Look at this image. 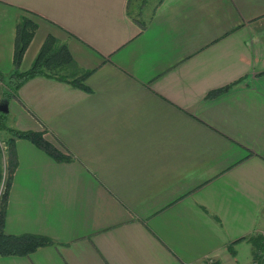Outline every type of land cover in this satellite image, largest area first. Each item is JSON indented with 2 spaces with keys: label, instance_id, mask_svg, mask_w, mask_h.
<instances>
[{
  "label": "crops",
  "instance_id": "obj_1",
  "mask_svg": "<svg viewBox=\"0 0 264 264\" xmlns=\"http://www.w3.org/2000/svg\"><path fill=\"white\" fill-rule=\"evenodd\" d=\"M132 1L0 0L4 78L24 17L20 70L53 35L90 71L8 101L69 160L15 140L4 230L53 243L0 264H264V0Z\"/></svg>",
  "mask_w": 264,
  "mask_h": 264
},
{
  "label": "trees",
  "instance_id": "obj_2",
  "mask_svg": "<svg viewBox=\"0 0 264 264\" xmlns=\"http://www.w3.org/2000/svg\"><path fill=\"white\" fill-rule=\"evenodd\" d=\"M36 27L37 26L34 21L30 18L24 17L16 28L13 56L14 70L7 77V81L5 83L9 92L2 90L0 93V101H9L26 79L35 76H45L65 81L73 86L87 90L83 81L90 74V71L80 70L76 66L67 45L53 35H48L44 39L30 67L24 71L20 70L23 55L35 33ZM0 81L3 83L5 81V78L1 74ZM227 88L228 86L218 89L211 92L209 95L214 96ZM5 118L6 114L0 112V131L4 129L8 133V137L4 140L6 154L5 173L0 164V256H27L39 247L51 245L53 241L44 235L30 233L8 234L4 230L7 196L11 176L16 166L14 150L15 140H29L57 161H66L69 160V158L58 151L50 142L45 140L42 132L20 130L9 127L5 124ZM248 239L254 247L255 259H259L263 255L264 251L262 238L256 235ZM238 241H240V239L232 242L229 246V250L232 254L235 252L232 245ZM213 264L218 263L214 262Z\"/></svg>",
  "mask_w": 264,
  "mask_h": 264
},
{
  "label": "rangeland",
  "instance_id": "obj_3",
  "mask_svg": "<svg viewBox=\"0 0 264 264\" xmlns=\"http://www.w3.org/2000/svg\"><path fill=\"white\" fill-rule=\"evenodd\" d=\"M151 1H156V0H150V2ZM140 4H141V2H136L133 0L129 5L130 12L133 13L134 15L139 14L140 6H141ZM6 81H7V76L5 77L4 83L1 82L2 84L0 85V93L2 92V90L9 92V90L6 88V85H5ZM5 114H6L5 124L7 126H13L14 121H15L14 113L12 111H10V112H7ZM7 137H8V133L4 129H2V131H0V164H1V168L4 169V173L6 172L5 171V169H6V154H5L4 140Z\"/></svg>",
  "mask_w": 264,
  "mask_h": 264
},
{
  "label": "water",
  "instance_id": "obj_4",
  "mask_svg": "<svg viewBox=\"0 0 264 264\" xmlns=\"http://www.w3.org/2000/svg\"><path fill=\"white\" fill-rule=\"evenodd\" d=\"M0 112L2 113L8 112V101H0Z\"/></svg>",
  "mask_w": 264,
  "mask_h": 264
},
{
  "label": "built area",
  "instance_id": "obj_5",
  "mask_svg": "<svg viewBox=\"0 0 264 264\" xmlns=\"http://www.w3.org/2000/svg\"><path fill=\"white\" fill-rule=\"evenodd\" d=\"M206 264H213L212 260H208Z\"/></svg>",
  "mask_w": 264,
  "mask_h": 264
}]
</instances>
